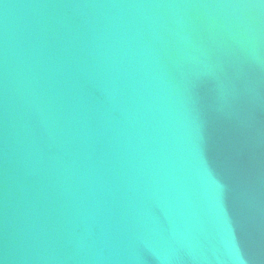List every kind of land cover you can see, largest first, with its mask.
<instances>
[{
    "label": "water",
    "instance_id": "water-1",
    "mask_svg": "<svg viewBox=\"0 0 264 264\" xmlns=\"http://www.w3.org/2000/svg\"><path fill=\"white\" fill-rule=\"evenodd\" d=\"M0 264H264V0H0Z\"/></svg>",
    "mask_w": 264,
    "mask_h": 264
}]
</instances>
